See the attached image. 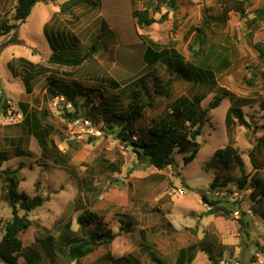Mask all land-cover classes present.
I'll return each instance as SVG.
<instances>
[{"label":"rangeland","instance_id":"rangeland-1","mask_svg":"<svg viewBox=\"0 0 264 264\" xmlns=\"http://www.w3.org/2000/svg\"><path fill=\"white\" fill-rule=\"evenodd\" d=\"M227 1L176 0L172 9L167 7L169 0H83L70 10L71 30L81 42L74 49H79L80 56L94 47L96 52L74 68V83L65 74L69 67L47 63L52 55L46 40L52 30V12L48 11L55 6L53 0L39 2L50 3L46 13L32 8L15 34L0 38V100L22 112L24 122L32 123L35 118L39 122L40 118L41 126L49 125L50 138L58 149L56 154L50 151L44 156L24 122L19 128V124L6 125L0 120V152L8 156L1 169L21 166L18 191L47 198L30 213L32 226L19 234L24 248L40 253L39 264L49 262L39 250L37 238L44 234L57 237L67 224L76 231V219L86 209L119 236L110 245L96 248L80 264H100L103 258L114 264L121 257H129V264H176L179 250L195 247L189 264H264V199L258 203L251 195L252 182L259 180L264 186V56L260 58L254 47L264 43V16L252 24L234 12L223 18ZM243 1L249 19L257 10H264V0ZM13 2L0 0V25L13 23ZM150 2V16L158 19L166 14V20L137 29L131 11L142 10ZM204 21L209 24L206 28ZM48 23V31L43 30ZM139 35L152 41L157 51H166L175 66L157 63L146 68L147 44ZM11 36L19 43L3 45ZM179 64L187 77L176 69ZM189 66L209 71L211 76L205 83H196ZM142 75L149 76L146 92L141 84L133 83ZM54 79L58 87L76 84L83 95L92 94L88 95L95 105L105 96L109 108L113 106L111 112L125 111L137 90L135 99L142 104L149 101V106L135 125L136 137H145L153 121L170 113L175 100L192 102L195 96H202L200 110L206 114L196 138L195 158L185 164L183 159L191 149L183 148L182 153H172V166L163 171L147 165L138 169L130 149L114 144L106 131L97 140L77 141L61 113L51 107L48 86ZM110 79L118 84L117 89ZM27 89L31 91L25 92ZM155 90L161 94L155 95ZM84 96L80 109L86 106ZM216 96L224 97L217 108L208 110ZM235 105L242 107L248 127L235 120L226 122L228 109ZM102 117L100 111L99 126L104 124ZM226 146L233 147L243 162L244 189L238 186L241 174L236 164L224 166L214 159V153ZM15 150L23 151L25 157H15ZM215 177L217 182L210 187ZM35 182H39L38 192ZM201 194L209 201L229 202L232 213L228 217L204 216L209 207ZM10 215L0 190V226ZM126 221L130 228L122 231ZM142 243L151 253L144 252ZM18 264H25L24 260L20 258Z\"/></svg>","mask_w":264,"mask_h":264},{"label":"trees","instance_id":"trees-1","mask_svg":"<svg viewBox=\"0 0 264 264\" xmlns=\"http://www.w3.org/2000/svg\"><path fill=\"white\" fill-rule=\"evenodd\" d=\"M49 1L50 0H14L12 16L13 23H3L0 25V38L9 35L11 32L15 34L20 25L25 23L26 19L31 13L32 8L37 3ZM86 1L87 0H84V2ZM175 1L176 0H169L167 7L172 9L175 8ZM82 3L83 0L66 1L61 5L60 11L64 12L66 10L74 9L80 6ZM151 5L152 3L150 2L147 6L143 7L142 10L131 11V17L137 29L142 30L143 28L150 27L154 24H162L166 20V14L161 15L158 19L151 17L149 14ZM228 12L236 13L241 19L245 20V23L248 24L255 23L256 20L263 19L264 16V10L262 9L257 10L254 17L249 19L243 0L227 1L223 12V18ZM204 25H206V28L209 24L208 22L204 21ZM198 31L200 32V30ZM138 37L143 43L147 44V48L143 55V61L146 65V68H150L157 63H166L175 66V60H172L166 51H157L152 41H146L141 35ZM47 38L50 49L52 50V55L48 58L47 63L54 66L69 67L72 69L70 72H66L65 74L70 77L71 83H74L72 78L74 68L81 66L84 61L90 57L92 52H96V48L92 46L94 48L91 49L89 53L80 56L77 55L79 49H64V47L61 48L55 43L53 38H50L49 36H47ZM74 41L75 43H78L76 38ZM17 43H19L17 38L15 36H11L6 42H4L3 45ZM254 47L258 52L259 57L262 58L264 56V43H256ZM58 51L62 52V55L60 53L58 54ZM176 69L182 76H186L179 70L181 69L180 64L177 65ZM189 70L194 75L196 83H205L207 78L211 76L209 71H205L201 68L198 69L189 66ZM148 78L149 76L142 75L133 83L137 82L141 84V86H143V90L145 91L146 88L144 85ZM110 81L112 86L117 89L118 84L115 83L113 79H110ZM58 85L59 84H57L55 79L51 80L50 85L48 86V94L51 96V99L58 95H63L68 101L72 103L73 110L71 112L61 113L66 126L73 119L80 117L87 118L93 124L98 125L97 114L102 111V119L104 124L98 126L100 127L103 135L106 134V131L107 134H109L111 138L118 143V145H122L127 149L129 148L135 157L137 165L136 167L138 169L147 165L157 171H163L167 167L172 166V153L175 150L182 153L183 148L191 149V154L183 159L185 164L190 163L195 158L197 153L196 138L201 133V128L204 123V116L206 114L205 110H200V102L203 100L202 96H195L192 102L186 98L175 100L172 103V109L170 113H166L157 120L153 121L145 137H136L137 132L135 131V125L139 121L145 108L149 106V101L142 104L139 103L137 99H135L137 96H139L137 90L132 92L134 99L129 102L125 111L111 112L110 110L113 109V106L109 108L108 103L110 101L106 100L105 96H103L101 101L95 105V99L92 98V96L90 97L92 94L85 93L84 96L83 93L79 91L80 89L76 84H74V87L71 84H62L63 87H58ZM61 89H67L69 91L64 92ZM30 90L27 89L26 91ZM89 91L93 92L96 90L90 88ZM78 92H80L79 94H81V98L78 97ZM154 93L155 95L161 94V92L157 90H155ZM83 96L85 98L84 102L86 103V106L80 109V103ZM223 97L224 96H216L212 101H210L208 103V110L217 108L220 105ZM1 101H3L1 104V110H3L2 113L5 114L7 106L4 103L5 100H0V102ZM238 102L241 101L239 100ZM103 106L106 107L105 110H103ZM21 109L22 111H25L23 106H21ZM234 120L235 123L248 127L241 106L239 107L235 105L228 109L226 122L230 124L232 122L234 123ZM23 122L19 124V128L23 127ZM40 123H42L40 118L39 122L35 118L32 123L28 122L26 119L24 125L29 128L27 132L38 143L42 152L41 154L48 156L50 151L56 154L58 149L55 146L53 140L50 138L51 127L49 125L41 126ZM68 132L71 133L69 130ZM85 139H88L89 141L97 140V138L93 137ZM22 153L23 151L21 150H15L14 154L15 157H25V155ZM214 159L216 162L224 166L236 164L237 169H239L241 174L238 186L240 189L246 188L243 162L233 147L226 146L217 150L214 153ZM6 161H8V156L0 152V190L3 199L6 201L11 212L9 219L5 220L0 226V261L3 264H18L19 259L22 258L25 264H39L41 260L40 253L33 248H24L22 246L21 240L19 239V234L26 232L32 226V221L29 219L30 213L35 209L40 208L47 201V198L42 197L39 193H36L34 196H28L24 192L18 191V186L20 183L19 170H21L22 167L20 166L14 169L6 167L1 169L2 163ZM216 182L217 178L215 177L210 184V187H214ZM261 185L262 184L259 183V180H256L252 182L251 186V195L258 203L264 199V186ZM39 187V182H35V192H38L37 190H39ZM201 198L209 207L204 216L219 214L221 216L228 217L232 213V205L227 201H209L203 194H201ZM89 206L92 207L91 204H89ZM76 223L78 226L76 231H73L71 229V225L67 224L65 226V231L59 233L57 237H54L51 234H44L42 237L37 238L36 244L38 245L43 257L49 262L48 264H55L57 262L59 264H80V261L92 254L96 248L102 245H110L119 236L118 232H114L112 229H107L102 224V221L98 218V216L94 212L89 211V209H86L77 217ZM241 224L242 227L246 225V223L242 220ZM129 228L130 223L126 221L122 225L121 230H128ZM196 248L197 247L179 250L176 264H189L192 260L190 252ZM142 249L147 254L151 253L146 247L145 243H142ZM209 259L213 263L212 258L209 257ZM106 260L107 259L104 260V258L102 259L103 262H106ZM129 261V257H121L117 260H114L113 263L129 264ZM154 261L156 260L154 259ZM103 262L100 264H104ZM108 262L112 263L110 260H107L106 264H109Z\"/></svg>","mask_w":264,"mask_h":264},{"label":"built area","instance_id":"built-area-1","mask_svg":"<svg viewBox=\"0 0 264 264\" xmlns=\"http://www.w3.org/2000/svg\"><path fill=\"white\" fill-rule=\"evenodd\" d=\"M8 104L9 106L7 107V111L5 114L2 113L0 120H2L6 125L20 124L23 122V113L13 109L9 102ZM50 104L54 110H58L60 113L71 112L73 110L72 103L68 101L63 95L54 97ZM67 129L71 131L73 137L77 141H82L84 138L89 137L99 139L104 136L98 125L93 124L89 119L83 117L73 119L67 124ZM113 143L117 145L115 140Z\"/></svg>","mask_w":264,"mask_h":264},{"label":"crops","instance_id":"crops-1","mask_svg":"<svg viewBox=\"0 0 264 264\" xmlns=\"http://www.w3.org/2000/svg\"><path fill=\"white\" fill-rule=\"evenodd\" d=\"M53 1H54V5H55L54 8L55 9L54 8H53V10L50 9L51 11L48 9L49 10L48 12H52L50 15V18H51L50 21H53L51 23V27H50V28H52V30L50 29L48 31V29H49L48 26H50L49 23L43 27V30L47 29V31H48L47 36H49L50 38H53L55 40V43L58 46H60L61 48H63V47H64V49L65 48L66 49L77 48V45H78V47H80L81 42H80V38L78 37V34L71 30L70 19H69V18H71L70 10H66L64 12L60 11L61 5L66 1H63V2L58 1V0H53ZM13 4H14V2H13ZM49 4L50 3H41V4L37 3L33 7V9L38 8L40 11L46 13V11H47L46 7H48L47 5H49ZM78 7H76V8H78ZM75 11H77V10H74L73 12L75 13ZM76 17H79L78 12L76 13ZM76 26H79V25H76ZM108 30H110V29L108 28ZM69 31H72V33L68 34ZM75 38L78 40V43H75V41H74ZM33 65H36V67H38V65L35 63H33ZM71 70L72 69L68 70L67 72H70ZM25 92H28V91H25Z\"/></svg>","mask_w":264,"mask_h":264}]
</instances>
